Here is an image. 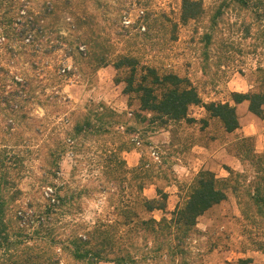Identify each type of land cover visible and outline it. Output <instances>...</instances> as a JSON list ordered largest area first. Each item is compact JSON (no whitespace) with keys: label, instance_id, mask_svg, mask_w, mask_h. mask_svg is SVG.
<instances>
[{"label":"rangeland","instance_id":"obj_1","mask_svg":"<svg viewBox=\"0 0 264 264\" xmlns=\"http://www.w3.org/2000/svg\"><path fill=\"white\" fill-rule=\"evenodd\" d=\"M20 1L0 0V76L8 71L16 80L24 75L30 83L22 95L31 97L21 102L18 112L26 116L15 124V135L28 145L17 149L37 158L29 162L31 168L19 183L21 203L29 200L31 208H41L54 196L53 187L38 184L47 169L44 157L54 148L53 141L69 135L72 124L88 109L101 103L121 115L110 132L78 135L62 155L54 181L61 196L73 191L74 199L60 207L61 234L81 232L98 218H119L114 207L121 203L133 209L134 221L141 216H169L200 169H209L217 177L229 175L228 168L249 177L256 174V166L242 157L246 146L241 144H249L256 154L264 153V113L261 118L252 117L246 105L237 106L245 127L239 125L230 133L201 105L188 107L191 120L162 123L139 109L135 95L122 92L123 84L116 81L121 70L111 63L95 68L93 56L86 52L92 53L97 49L94 44L103 41L111 58L132 54L159 73L187 78L203 101L228 100L232 90L264 91V0H255V10L225 6L214 24L209 17L220 0H203V17L188 22L179 19L181 0H71V7L58 0L55 14L45 12L52 0H30L26 5ZM25 23L42 27L38 46H23L17 36ZM52 26L59 28L63 37L57 31L51 33ZM205 31L213 35L208 46L201 38ZM2 35L7 38L3 40ZM56 42L60 48L46 50ZM69 45L71 55L66 50ZM3 106L0 103V108ZM53 124H58V129H52ZM242 136L249 139L243 142ZM138 165L142 168L136 169ZM141 182L142 192L138 187ZM156 188L167 193L165 213L142 212L141 193L155 197ZM254 231L229 193L226 200L198 217L185 238L188 252L184 259L167 260L162 251L161 257L154 259L153 244L148 238L142 240L143 232L137 227L132 228V240L138 249L131 252L139 259L135 264H240L239 259L245 258L251 259L247 264H264V252L253 242L264 239V229L260 235ZM58 264L91 263L62 253Z\"/></svg>","mask_w":264,"mask_h":264},{"label":"trees","instance_id":"obj_2","mask_svg":"<svg viewBox=\"0 0 264 264\" xmlns=\"http://www.w3.org/2000/svg\"><path fill=\"white\" fill-rule=\"evenodd\" d=\"M9 1L15 4L18 0ZM29 1L21 0L19 4L26 5ZM61 2L68 7L73 4L71 0ZM254 2L255 0H220L214 14L209 17L210 21L214 24L225 6L234 4L239 8L255 10L257 5ZM58 3V0L49 1L46 5L48 10L46 9L45 12L55 14ZM205 12L203 0H181L179 19L181 22L198 21ZM56 31L58 36H62L59 34V28L52 26L50 32L56 33ZM42 32L41 26L25 23L18 30L17 36L23 40V46L34 44L38 46L37 40L43 35ZM6 36L8 37L9 34L7 33ZM6 36L2 35L3 40L7 38ZM201 38L204 45L208 46L212 42L213 35L205 31ZM70 45L66 48L68 55L73 53ZM94 45L97 49L86 54L89 57L93 56L95 68L111 63L116 70H121L122 74L116 77V81L123 84L122 92L128 96L135 95L139 109L150 112L151 119L159 118L162 123L167 120L188 119V107L201 105L209 116L217 118L224 130L230 133L239 127L237 104L245 102L246 109L254 117L263 116L264 91L232 90L228 100L203 101L196 87L187 78L172 72L159 73L154 66L140 63L132 54L120 53L111 58L103 41ZM60 47L61 44L58 42L51 43L50 48L46 50L54 51ZM79 54L80 52L77 51V55ZM29 84V79L24 75L20 80H16L15 75L10 76L8 71L0 76V103H4L0 108L2 111L0 121H3V125L0 126V264H58L62 253L68 254L77 261L91 264L100 261L135 264L139 259L131 252L133 248L138 249L132 240L134 227L143 232L142 240L148 238L153 244L150 249L154 252V259L160 258L162 252L167 260H175L178 256L184 259L188 252L184 245L185 238L195 227L198 217L212 206L226 200L229 193L236 198L241 214L253 225L255 234L260 235L263 232L264 153L256 154L252 152L249 144L242 143V146H246L242 157L250 159V162L256 166L257 172L254 176L249 177L245 172L228 168L229 175L217 177L209 169H200L186 187L182 200L169 211V216L163 215L160 219L152 215L141 216L134 221L133 209L128 204L121 203L114 207L119 218L111 221L98 218L89 227L83 226L81 232L71 231L67 235L61 234L58 231L61 227L58 223L60 207L74 199L73 191L68 196H61L54 181L62 155L78 135L85 133L100 135L110 132L113 123H119L118 118L121 115L113 108L100 103L88 109L81 119L72 124L69 135L53 141L54 148L44 157L46 172L38 178V184L53 187L54 196L47 198L41 208H31L32 204L29 200L25 204L20 201L23 190L19 183L31 168L29 162L37 156H32L23 149H17L28 145L23 143L27 140L15 135V124L26 116L25 112L20 115L18 112L22 106L21 102L31 97L29 94L25 97L22 95ZM6 89L7 93H4ZM51 128L58 129V124H53ZM248 139L249 136L241 137L243 142ZM138 168L142 166H136V169ZM143 173L146 174V171ZM138 187L142 192L144 183L141 182ZM166 198L167 193L160 188H156L155 197H147L141 193L139 198L141 211L144 213L154 210L164 211ZM253 242L257 249L264 252V239H256ZM157 253L159 256H156ZM250 260V258L239 259V262L247 264Z\"/></svg>","mask_w":264,"mask_h":264},{"label":"crops","instance_id":"obj_3","mask_svg":"<svg viewBox=\"0 0 264 264\" xmlns=\"http://www.w3.org/2000/svg\"><path fill=\"white\" fill-rule=\"evenodd\" d=\"M243 104L246 105L245 102H242V103L237 104V105H236V110H237V106H239V105H243ZM248 113H249V112H248ZM263 113H264V112H263ZM249 114H250V116L254 117L251 113H249ZM239 125H242V122H241L240 120H239ZM257 125H258V124L256 123V126H257ZM244 127H245V126L242 125V128H244ZM254 132H255V129H254L253 131H251V134L254 133Z\"/></svg>","mask_w":264,"mask_h":264},{"label":"built area","instance_id":"obj_4","mask_svg":"<svg viewBox=\"0 0 264 264\" xmlns=\"http://www.w3.org/2000/svg\"><path fill=\"white\" fill-rule=\"evenodd\" d=\"M62 71H64L65 69L64 68H61ZM152 154H156L155 151H152Z\"/></svg>","mask_w":264,"mask_h":264}]
</instances>
